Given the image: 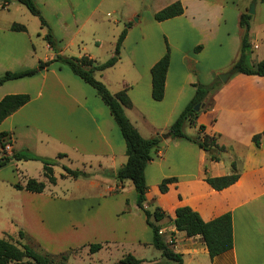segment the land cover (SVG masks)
I'll use <instances>...</instances> for the list:
<instances>
[{
    "label": "crops",
    "instance_id": "0c3cea01",
    "mask_svg": "<svg viewBox=\"0 0 264 264\" xmlns=\"http://www.w3.org/2000/svg\"><path fill=\"white\" fill-rule=\"evenodd\" d=\"M174 2L183 6L181 16L163 22L153 19L156 12ZM242 3V0H35L62 56H87L103 63L113 56L118 36L127 29L117 63L95 75L111 94L126 90L131 107L125 109V115L146 139L160 137L167 131L193 98L194 84L208 85L214 77L229 73L239 55V17L247 13L246 7L239 8ZM254 3L255 13L250 22L257 29L250 25L249 36L252 41L264 40V1ZM10 27L9 38L0 41V77L8 71L34 68L39 61L55 57L44 40L45 28L37 34L39 55L30 37L25 36L27 31H11ZM99 29H112L111 42L98 37ZM105 44H109L106 52ZM166 45L169 66L163 99L157 102L151 98L150 69L164 55ZM251 48L260 51V46L253 42ZM257 57L252 59L255 61ZM124 61L127 64L121 65L119 72H122L113 86L117 88L112 90L106 72ZM220 83L204 104L197 105L194 121L184 127L185 134L192 138L201 137L199 126H204L203 135L215 136L217 145L224 148L220 160L211 161L189 141L161 139L160 151L144 169L147 185L144 207L150 210L157 207L164 213L158 223L164 231L163 240L167 244L172 238L169 247L182 256L183 264H264V77L230 74L225 83ZM21 94L28 95L29 101L0 124V133L10 136L6 154L26 150L47 158L53 152L54 159L71 166L65 167L93 174L86 183L79 184L77 179L61 174L60 180L72 181L70 188H88L72 193L74 196L69 198L49 197L45 202L54 210V235L64 237L72 245H84L87 241L89 245L100 244L110 250L129 240L140 250H155L151 244L152 231L137 207L132 183L121 184L115 179L117 170L126 162L125 143L95 91L67 67L52 63L31 77L10 80L0 86V100ZM257 135L258 147L253 142ZM2 154L0 150V157ZM7 168H0V213L3 207H8L0 238L21 242L19 224L9 231V186L15 192L14 205L19 208L14 211L19 220L31 211L29 204L40 201L31 197H39L43 192L16 190L13 185L17 183H9L7 173L2 176V170ZM233 173L238 175L237 181L220 191L205 181L207 177ZM170 178L175 181L168 184L165 193H160L159 184ZM25 181L18 184L24 185ZM42 181L45 187L51 185L44 177ZM59 184L56 180L51 186ZM84 206L85 214L81 209ZM179 207L190 208L204 222L230 213L232 248L210 258L199 236L188 238L176 231L172 221ZM79 250L70 251L77 254ZM139 260L142 264H171L164 258Z\"/></svg>",
    "mask_w": 264,
    "mask_h": 264
},
{
    "label": "trees",
    "instance_id": "16d2710c",
    "mask_svg": "<svg viewBox=\"0 0 264 264\" xmlns=\"http://www.w3.org/2000/svg\"><path fill=\"white\" fill-rule=\"evenodd\" d=\"M256 0H252L255 2ZM263 2L264 0H260ZM12 3L23 5L30 14L37 17L41 28L46 29L44 40L48 47L55 53V57L48 61H39L37 66L31 69H26L19 72H5L0 77V86L10 80L27 78L42 71L52 63H58L66 66L75 76L79 77L83 82L88 84L101 99L103 104L108 108L116 126L119 129L121 137L125 143L126 162L120 167L115 179L118 183L130 181L136 193V204L142 210L147 226L152 231V246L161 253V256L171 264H183L182 256L174 253L169 245H167L163 237L158 234L160 226L158 223L165 217L164 213L157 207L146 209L144 203L146 201L147 185L144 178L145 166L153 161L156 154L161 149L162 140L159 136L145 139L141 137L135 127L131 124L125 115V109L131 107V102L126 94V90L116 94H111L109 90L100 81L95 78L96 72H102L113 67L120 58V50L123 39L125 38L127 29L122 30L118 36L113 56L103 63L88 58L81 57H66L59 54L57 41L54 39L51 30L46 21L41 16L40 11L36 7L35 0H0V7L6 8ZM184 8L180 2H174L153 15L156 22H163L178 16H181ZM251 15L242 13L239 17V27L241 29V39L239 55L237 60L229 69L231 75L242 74L247 76L264 77V59L259 62H251V44L249 37ZM11 31L24 32L23 25L13 24L10 27ZM198 47L196 50H198ZM170 53L166 45L164 55L151 67V98L154 101H161L164 94L165 76L169 66ZM221 83L218 77H214L208 85L201 83L194 84L195 93L191 101L179 114L177 119L168 128L165 135L172 140H186L195 144L199 149L204 151L211 161H219L220 155L224 151L223 147L217 145L215 136L203 135L204 126H199L198 130L202 134L201 137L192 138L185 134L184 127L186 124H191L197 117L195 107L204 104L205 99L214 90L220 87ZM29 101L28 95H7L0 100V124L24 106ZM10 142V136L2 132L0 133V150L3 154L0 157V168L4 167L10 160L14 161H38L42 164V176L51 185L56 183V178L53 175V167L56 165V160L42 158L23 150L12 152L7 155L5 151L6 145ZM254 144L259 146V135L253 138ZM63 155H58V158ZM234 169V164L232 165ZM65 176L78 179L86 178L88 175L79 170H71L65 166L62 167ZM63 175V176H64ZM238 175H231L206 178L207 184L216 191L223 190L237 181ZM175 179H164L159 184L160 193L167 191L168 184L174 182ZM13 187L16 190H24L30 193H42L45 189L43 181L36 179H27L24 185L15 184ZM176 231L183 232L186 237L199 236L205 244L209 257L214 258L224 252L229 251L233 246L232 237V222L230 213H225L209 222H204L200 216L188 207H179L175 210V218L172 221ZM18 237L23 238V234L19 232ZM102 248L100 244L89 245V252L93 254ZM75 252L69 251L57 256L49 255L44 252L35 251L33 248L21 245L20 242H14L12 238H0V264L22 263L24 260L28 264H67L69 258ZM119 264H142L141 260L134 258L128 254L119 261Z\"/></svg>",
    "mask_w": 264,
    "mask_h": 264
},
{
    "label": "rangeland",
    "instance_id": "374dc122",
    "mask_svg": "<svg viewBox=\"0 0 264 264\" xmlns=\"http://www.w3.org/2000/svg\"><path fill=\"white\" fill-rule=\"evenodd\" d=\"M242 4L238 5L239 8L244 9L246 7L247 13L250 9L251 5L255 3L252 2L250 4L247 3V0H242ZM255 11V9H254ZM255 29L256 24H251ZM23 25L25 28V31H27V34L25 36L29 39H31L34 48L37 50L38 54L41 55V49L38 46L39 39L37 34L41 32V26L40 22L37 17L33 16L28 12V10L20 4L12 3L8 5L6 8L0 7V29L6 30L5 32L0 31V41H3L4 38H9V25ZM111 25V24H107ZM111 30L112 29H99V32H97V35L100 39L103 41H110L111 36ZM89 31H85V33L88 34ZM251 38V36H249ZM111 42V41H110ZM253 42L256 45L260 46V51L257 52L256 50H252L251 48V57L255 58L257 55V60H251V62L261 61L264 59V40L262 38H259L257 41H252L250 39V44ZM109 44H105L103 47V51L106 52L109 50ZM1 48V46H0ZM105 61L108 59H104ZM102 61V62H105ZM127 62L124 61L120 66H117L116 68L107 70L105 78L109 79L111 81V86H114V83L116 79L119 77L120 73V67L121 65H126ZM7 65V64H6ZM66 67V66H65ZM95 78L98 80V75H95ZM117 87H113L112 90ZM218 90V89H217ZM216 91V90H214ZM213 91V92H214ZM168 130V128H167ZM167 131H165L166 133ZM142 133L147 136L146 131H142ZM163 133L162 135H165ZM161 136V135H160ZM144 138V137H143ZM146 139V138H145ZM51 156H48V159L56 160L58 163L53 167V175L56 178L57 181H59V185L57 187H53L51 185H46L43 193L41 195L36 196L33 195L31 198H37L40 199V201L35 200V202L38 203H31L30 205V212H28V215L24 217V219L19 220L18 213L14 211L16 205H14V201H16V197L12 196L15 192H13L12 188L9 186V231H12L18 226V232H23V238L21 240V245H26L31 248H33L35 251L38 252H44L49 255L57 256L62 253L69 252L70 250H77V254H73L67 264H119V261L124 258V256L130 254L136 259L145 258V260H158L163 261V257L160 255V252L158 250L153 249H141L137 246L130 243L129 240H126L127 242L125 245H118L116 247H111L110 250L106 247H103L100 251L95 252L93 254H90L89 252V244H87V241H84V245L82 243L80 244H73L66 240L64 237H60L59 235H54V232H56V225L52 219L53 217V209L52 207L45 204L46 201H48L49 197H71L74 196L72 193H76L78 191H81V187L73 186L70 188L69 183H72V181H65L62 179L60 180L61 174H63L62 167L63 166H69L68 164H63V161H60V159H54L56 155L53 154V152H50ZM45 158V157H44ZM25 162V163H24ZM14 161L10 160L9 163H7L4 167H7V169H4V174L2 176L6 175V173L9 175V183L14 182H22L25 181V178L30 179H36L38 181L43 180L42 176V164L38 161ZM18 166L17 168L15 166ZM88 177L86 178H78L77 182L79 183H86L85 181L93 176L92 173H86ZM81 180V181H80ZM129 185L131 183L127 181ZM75 185V184H74ZM88 187H84L83 190H86ZM134 191V190H133ZM135 195V192H133ZM88 196V195H84ZM129 197V195H127ZM155 206L154 204L152 205ZM85 207H81L82 213L85 214ZM24 208H26L24 204ZM4 211L0 213V230H4V222L7 218L8 214V207L2 208ZM52 217V218H51ZM17 223V224H16ZM27 229H26V228ZM17 230V229H16ZM29 230V231H28ZM59 229H57L58 231ZM17 232V233H18ZM93 245V244H91ZM81 246V247H80ZM83 246V247H82ZM73 248V249H72ZM27 260H24L22 263H12V264H28L26 262Z\"/></svg>",
    "mask_w": 264,
    "mask_h": 264
},
{
    "label": "water",
    "instance_id": "95a60500",
    "mask_svg": "<svg viewBox=\"0 0 264 264\" xmlns=\"http://www.w3.org/2000/svg\"><path fill=\"white\" fill-rule=\"evenodd\" d=\"M255 13L254 11V4L251 5L250 9L248 10V14L253 16ZM230 77V73H224V74H221L219 75V79L222 83H225L227 81V79ZM198 106L195 107V110H197ZM167 136L166 135H161L159 137V139H166Z\"/></svg>",
    "mask_w": 264,
    "mask_h": 264
},
{
    "label": "built area",
    "instance_id": "2783aa9c",
    "mask_svg": "<svg viewBox=\"0 0 264 264\" xmlns=\"http://www.w3.org/2000/svg\"><path fill=\"white\" fill-rule=\"evenodd\" d=\"M5 149L8 150V147L6 146ZM158 234H159L160 236H163L164 231L159 230V231H158ZM172 243H173V240H172L171 237H169V240H168V242H167V245H172Z\"/></svg>",
    "mask_w": 264,
    "mask_h": 264
}]
</instances>
